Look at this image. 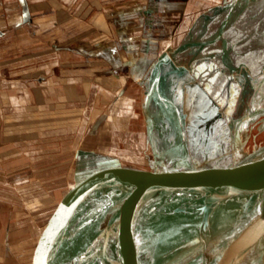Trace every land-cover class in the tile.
Instances as JSON below:
<instances>
[{"label":"crops","instance_id":"crops-1","mask_svg":"<svg viewBox=\"0 0 264 264\" xmlns=\"http://www.w3.org/2000/svg\"><path fill=\"white\" fill-rule=\"evenodd\" d=\"M229 1L0 0V155L7 154L3 161L8 165L16 162L12 159L14 155H10L11 151L16 152L17 147H21L16 141L31 142L39 137L36 141L43 140L50 145L56 141L55 145H61L63 149L66 138V146L73 147L75 154L83 152L82 158L78 159L79 167L87 159L98 162L93 164L94 170L107 168V171L101 170L94 176L98 181L89 180L90 184L110 183L112 179L106 178L110 177V167L117 168L112 170L117 174L122 160L127 161V152L134 150L129 146L138 145L129 134V131H138L137 122L132 125V118H138L135 91L137 93L139 89L140 92L145 87L150 77L149 65L154 63L143 61V57L156 54L158 59L165 52L169 53L171 44L163 53L158 51L162 33H168L167 25L173 29L178 24L179 32L187 34L195 24L194 31L202 34L197 40L215 39L212 33L218 25L238 11L236 3L227 13V19L226 13L219 14L220 7ZM252 3L264 8V0H249L239 9V14L252 13L249 5ZM238 23L230 21L224 29L226 49L229 50L226 60L222 51L223 38L206 45H192L198 42L195 39L186 42L189 45L179 50L183 53L176 51L171 62L163 67L162 80L167 73L169 94L164 95L179 106L180 112L182 103H190L183 97L194 82H207L208 88L221 83V87L226 78H235L223 74L226 66L233 72L237 70L234 65L242 64L254 72L263 65L264 48L258 49L253 36L264 28L261 31L262 27H258L254 31L246 24L245 28L239 29ZM239 32L248 34L242 44H236L233 37ZM166 38L170 39L171 35L166 34ZM260 38L264 40V37ZM153 42L155 46H152ZM145 44L148 45L146 48ZM241 49L243 58L239 56ZM234 54L238 55L236 59ZM194 56L205 58L198 60L197 57L193 59ZM187 59L191 61L186 70L173 68L174 60ZM173 88L176 89V98H173ZM214 99L217 103L218 96L215 95ZM142 109L144 113V104ZM137 133L140 135L141 132ZM88 134L91 139L84 149L78 144ZM7 137L9 140L6 141ZM71 140L72 145L69 144ZM129 140L133 141L130 145ZM121 144L127 152L122 151ZM150 149L153 152L151 143ZM118 203L120 201L114 204ZM116 205L107 204L110 208L107 212L102 207L101 212L95 214L103 216L101 226L113 218V210L120 213L122 207L116 208ZM53 232L50 230V235ZM4 234L3 245L9 246L10 231L5 229ZM79 250L78 246L72 254ZM5 256L0 258V264H4ZM19 264L26 262L19 261Z\"/></svg>","mask_w":264,"mask_h":264},{"label":"rangeland","instance_id":"rangeland-1","mask_svg":"<svg viewBox=\"0 0 264 264\" xmlns=\"http://www.w3.org/2000/svg\"><path fill=\"white\" fill-rule=\"evenodd\" d=\"M248 1L240 0L238 2L240 4L237 3L238 11L232 16L230 14L221 31L222 37H220L219 31L224 20L212 33L215 35L214 38L216 37L213 40L219 38L221 41L222 38L224 39L222 48L224 60H226L229 51L226 49L227 40L224 29L230 21L231 23L240 22L237 24L239 29L245 28L246 24H249L250 30L253 28L254 31H257L256 28L258 29V27H262L261 31L264 28V8H259V4H249L252 13L245 16L243 13V15L239 14V9H242ZM228 9V7H222L219 14L224 12L226 13L225 17H227ZM257 12H263V14ZM238 14L239 16H237ZM196 26L195 24L191 28L189 26L190 31L188 30L187 34L184 31L179 32L178 24L173 29L170 25L165 26L168 33H162L163 39L158 51L163 53L168 44H171L168 49L174 50L177 48H174L175 45L179 47L183 43L197 40L202 34L198 33L197 30L194 31ZM204 27L205 25L202 26V28ZM242 32L233 36L236 44H242L246 41L248 34ZM174 33L177 36H174ZM261 33L260 31L255 32L253 36L258 49L261 46L264 48V40L260 38L261 36L264 37V31ZM166 34H170L171 38L167 39ZM213 40L202 42L197 40L198 42L192 45L202 43L206 45ZM147 46L145 44L144 48ZM152 46H155L154 42ZM242 52L241 49L240 58L244 56ZM179 53L183 52L179 51ZM237 56L234 54V59ZM180 57L183 58V56ZM196 57L194 56L193 59ZM197 58L201 60L205 57L199 56ZM254 58L256 59V57ZM143 59L145 62L153 63L156 61L157 55L147 56L145 54ZM190 61V59L179 62L174 60L173 68L186 70ZM149 66V81L146 82L145 87L140 92L139 89H137V93L135 91L138 118H132V125L137 122L138 131H129V134H132L130 139H134L138 145L131 146L130 143L133 141L129 140V149L133 148L134 150L127 152L124 145L121 144L122 151L127 152V161L123 162L122 160L119 167L120 171L117 174L116 172L115 174L112 173V170L117 168L110 167V177H106L112 179L110 183L90 184L89 180L97 179L98 181V177L94 176L101 173V170L107 171V168L94 170L92 166L98 162L95 163L91 160L89 162L87 159L81 162V167H79L78 159L82 158L83 152L81 155L75 154L73 147L69 146L70 148H68L66 146V138L63 149H61V145H55L56 141L51 145L42 142L43 140L36 141L39 137L32 138L31 142L30 140L23 143L16 141L17 145L21 147H17L18 151H11L10 153V155H14L12 159L16 160L13 165H8L7 161H3L7 159L5 158L7 154L0 155V242L5 236L4 230L10 231L9 241H6L9 246L8 244L3 245L4 242L0 243V258L7 255L4 258V264H7L6 261H11L10 264H19V261H24L26 264H104L109 256L116 252L110 244H105L92 253L88 252L86 256H78L77 253L87 251L90 247L98 244L101 241V233L110 230L119 223L131 204L132 195L138 192L148 180L153 179V183L147 187L148 190H151L162 175H175L179 171L181 173L179 178L173 180L175 191H178L182 198L184 196L186 198L189 189L197 180L198 193L203 198L211 186L232 165L235 159L234 137L238 122L250 113L264 107V61L260 69L258 68L254 72L242 64L240 66L234 65L233 68L237 67V70L233 72L229 71L230 67L226 66V72L223 74L235 78L233 80L230 77V80H227L225 77V84L222 82L221 87V83L217 87L208 88L207 82L205 84L208 87L203 84L204 82L200 84L194 82V85L187 89L183 99L190 100V103L181 104L186 136L185 150H180L181 133L177 125L175 111L166 110L163 105L150 98L147 111L154 122L153 143L156 156L150 149L149 123L145 118V113L142 112V104H144L145 95L152 78L153 65ZM163 67L165 68L166 64ZM167 80L168 74L166 73L161 80V91L163 94L169 95ZM175 91L176 89L173 88V98H176ZM215 95L218 96L217 103L214 99ZM110 111L112 110L110 109ZM262 117L263 114H260L255 117L253 122H247L243 126L241 138L243 162H247V159L253 155L260 154L264 148V129H258L259 119ZM116 118L118 119V117ZM123 130L128 131L127 128H123ZM38 132L43 133V131ZM136 132L141 133L139 135ZM90 139L88 134L82 138L78 145L85 149ZM7 140H9L8 137ZM71 142L72 140L69 142L70 145H72ZM13 143L16 145L15 142L11 144ZM74 155L76 156L74 157ZM89 164L91 167H88ZM92 177L94 178L91 180ZM115 180L116 182H114ZM165 185L164 183L161 185L159 193L167 197L164 194ZM97 198H100V201H105H103L106 208L104 209L105 212L110 209L107 204L115 205L114 203L120 201L116 208L122 207L119 214L117 209L113 210V218L102 226L100 219L103 216H95L91 212L92 205L97 202ZM184 200L180 204L184 203ZM50 230L54 231L52 235L49 233ZM136 234L135 230L129 240H134ZM148 236L154 237L150 232H148ZM149 241H147L148 244H150ZM113 244L116 247L119 246V239L115 240ZM78 246L80 250L75 253L76 255L72 254L73 249Z\"/></svg>","mask_w":264,"mask_h":264},{"label":"water","instance_id":"water-1","mask_svg":"<svg viewBox=\"0 0 264 264\" xmlns=\"http://www.w3.org/2000/svg\"><path fill=\"white\" fill-rule=\"evenodd\" d=\"M239 1L231 0L223 7H228L229 13ZM226 22L227 20L222 24L219 35L222 34ZM187 45L189 43H183L169 53L162 54L152 66L151 84L144 100V113L149 123L148 138L155 156L154 122L147 111L150 98L163 105L166 110L175 111L181 133L180 150H185L186 136L182 114L175 102L162 93L161 80L163 65L170 63L174 53ZM260 114L263 117L259 119L258 129H264V107L245 116L240 124L253 122ZM234 146L235 159L232 165L203 198L198 193L197 180L194 181L195 186L189 189L186 198H182L175 191L173 180L179 178V171L175 175H162L154 187L148 190L147 187L153 183V179H150L132 195L131 204L119 223L101 233V241L87 251L78 252V256H86L88 252L92 253L99 247L110 244L116 252L104 264H144L142 245L129 239L135 230L136 233L145 230L154 235L149 245L156 249L153 257L156 263L161 262L164 256L184 254L187 249H191L194 251L182 264H242L249 249L256 245V257L260 260L253 264H264V253L261 255L264 250V148L260 154L243 162V154L237 149V129ZM156 161L158 162L157 157ZM163 183L166 184L164 194L167 197L159 193ZM183 200L184 203L180 204ZM113 238L114 241L119 239V246L113 244Z\"/></svg>","mask_w":264,"mask_h":264},{"label":"bare ground","instance_id":"bare-ground-1","mask_svg":"<svg viewBox=\"0 0 264 264\" xmlns=\"http://www.w3.org/2000/svg\"><path fill=\"white\" fill-rule=\"evenodd\" d=\"M180 50V49H179ZM178 50V51H179ZM168 96V95H167ZM170 98V97H169ZM178 106V105H177ZM157 113V112H156ZM246 122H243L242 124H240V122H238L237 125V131L239 134V148H237L240 152L241 155L243 154V151L241 150V138L243 136V126L245 125ZM244 156V155H243ZM245 158V157H244ZM180 164V163H179ZM175 167V166H174ZM178 170V169H177ZM165 172V171H164ZM172 174V173H171ZM104 201V200H103ZM103 201L100 202H95V204L92 205V214L95 215L97 213L101 212L102 207H105V204ZM116 205V204H115ZM114 205V206H115ZM101 208V209H100ZM112 208V207H111ZM148 240L151 241V238L148 236V231L143 230L142 232L136 234V238H134L133 241L139 243L140 245H142L141 250H143V255H142V260L145 261L144 264H182L183 262L187 261V259L191 256V252L194 250L191 249H187L188 251H186L184 254H173L170 256H164L163 259L161 260V262L159 261L158 263L155 262V260L153 261V257H154V253H156V249L153 246H150L148 244ZM149 241V242H150ZM151 243V242H150ZM147 244V246H146ZM144 245V246H143ZM149 245V246H148ZM116 246V245H115ZM110 247V246H109ZM256 245L253 247H251L249 249V251L247 252V255L245 257V260L242 264H253L254 262H258V259L256 257V253H257V249L255 248ZM264 253V250L262 251L261 255ZM138 257V256H137ZM141 256H139L138 258H140ZM262 261V260H261ZM260 261V262H261ZM264 262V260L262 261V263ZM140 264V263H139ZM202 264H206V263H202Z\"/></svg>","mask_w":264,"mask_h":264},{"label":"flooded vegetation","instance_id":"flooded-vegetation-1","mask_svg":"<svg viewBox=\"0 0 264 264\" xmlns=\"http://www.w3.org/2000/svg\"><path fill=\"white\" fill-rule=\"evenodd\" d=\"M224 40H222V42H223Z\"/></svg>","mask_w":264,"mask_h":264}]
</instances>
